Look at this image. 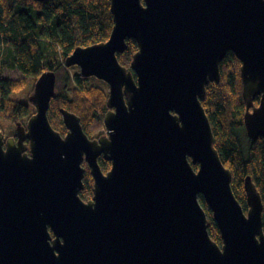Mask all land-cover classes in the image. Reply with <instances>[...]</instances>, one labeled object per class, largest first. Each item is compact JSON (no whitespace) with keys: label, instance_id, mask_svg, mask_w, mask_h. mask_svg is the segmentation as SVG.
Listing matches in <instances>:
<instances>
[{"label":"water","instance_id":"water-1","mask_svg":"<svg viewBox=\"0 0 264 264\" xmlns=\"http://www.w3.org/2000/svg\"><path fill=\"white\" fill-rule=\"evenodd\" d=\"M109 7L108 38L64 60L108 85L107 134L89 138L64 108L65 135L53 129L50 70L36 79L35 111L25 125L16 122L15 138L0 131V264H264L261 196L245 176L243 211L201 104L232 52L247 136H264V0H109ZM128 39L138 48L126 68L117 53ZM255 96L260 103L249 111ZM101 153L111 163L106 173ZM84 161L93 180L85 202Z\"/></svg>","mask_w":264,"mask_h":264},{"label":"trees","instance_id":"trees-1","mask_svg":"<svg viewBox=\"0 0 264 264\" xmlns=\"http://www.w3.org/2000/svg\"><path fill=\"white\" fill-rule=\"evenodd\" d=\"M112 24L109 0H0V69L10 63L23 75L37 78L46 67L54 70V66H63L59 60L50 59L56 46L63 51L61 56L65 59L77 46L105 41ZM137 48V43L128 39L126 49L117 53L119 63L128 68ZM239 65L240 61L228 52L220 62L219 81L206 85L201 104L220 159L231 170V187L242 209L247 210L243 187L245 176H251L261 196L264 232V137L253 141L246 139L245 147L239 137V132L244 131ZM66 77L69 79L68 73ZM73 78L70 94L51 98L47 113L49 122L53 129L64 134L66 128L59 108L67 109L80 118L87 136L95 138L96 129L101 125L95 111L98 109L102 116L105 114L107 94L99 88L85 87L86 81L92 77L81 76L78 69ZM16 85L0 77V119L9 122L28 115L25 105L11 101L9 97ZM98 162L102 169V160ZM83 166L84 187L80 195L86 200L87 195H91L93 180L85 162ZM200 203L206 211L208 233L212 240L220 244L221 238L212 213L202 197Z\"/></svg>","mask_w":264,"mask_h":264},{"label":"rangeland","instance_id":"rangeland-1","mask_svg":"<svg viewBox=\"0 0 264 264\" xmlns=\"http://www.w3.org/2000/svg\"><path fill=\"white\" fill-rule=\"evenodd\" d=\"M62 52L63 51L60 50L59 46H56L55 47V54L54 55L52 54L50 57L51 61H54L55 59H57V60H59V62L63 63L64 59H63V56H61ZM56 70L59 71V79H57V81H56V86H55V93L56 94L55 95H63L64 93L70 94L71 90H72V86H73L71 84L74 83L73 76L77 72V68L75 66H71V67H69L68 70H65V66L63 63V66H57V67L54 66V71H56ZM64 73H65V75H64ZM66 73L69 74V79L66 77ZM64 76H65V78H64ZM0 77L2 79L11 80L17 84L15 90L9 94V97L11 98V101L16 100V101L20 102V104L25 105L26 112H27L26 114H28L27 116L23 117V119H19L15 122H9V121H5L3 119H0V131L3 132L4 137L6 138L9 136H14L16 122H21L22 124L25 125L27 118L30 116V114H32L35 111L33 105L29 101V95L33 92V87H34V82L36 80V77H29V76L23 75L18 69L11 66L10 63H7L1 67ZM60 78H62V79L64 78V79L62 80ZM62 81H64V83L67 82V85H65ZM87 86L99 88L102 93H105L108 96V86L102 80H99L97 78L92 77L86 81L85 87H87ZM95 112H96V115L98 116V118L101 119V125H99L98 129H96L97 131L95 130L96 134L94 135V137H97V136L105 135L106 130H105V127H104L103 122H102V117H103L102 113L98 109ZM65 133H66V129H65L64 135H65ZM239 137L242 141L243 147H245L246 146V139H247L245 131L239 132ZM107 168H109V166L108 167H106V166L102 167V170H105ZM83 184H84V182H83ZM92 187H93V184H92ZM92 195H93V191H91V195H87L86 200H83V199L82 200L88 201L89 199L92 198Z\"/></svg>","mask_w":264,"mask_h":264},{"label":"flooded vegetation","instance_id":"flooded-vegetation-1","mask_svg":"<svg viewBox=\"0 0 264 264\" xmlns=\"http://www.w3.org/2000/svg\"><path fill=\"white\" fill-rule=\"evenodd\" d=\"M77 69H78V67L76 66V65H74ZM59 69V68H58ZM57 69V70H58ZM69 68H67V67H65V70H68ZM45 70H52V69H49V67H46L43 71H45ZM54 71V70H52V71H54V73H55V86H56V81H57V79H59V71ZM42 71V72H43ZM64 75H65V73H64ZM84 77V76H83ZM90 77H93V76H89V77H85V78H90ZM64 78H65V76H64ZM63 78V79H64ZM60 79H62V78H60ZM62 79V80H63ZM63 83H64V81H62ZM65 85H67V82H65L64 83ZM259 103H260V96H255L254 98H253V100H252V103H251V105L249 106V111H252L253 110V108L254 107H257L258 105H259ZM244 112H245V105H244ZM243 112V113H244ZM244 131H245V134H246V136H247V133H246V130H245V128H244ZM107 134V133H106ZM62 136H64V134L62 135ZM261 137H264V136H258V137H256L255 139H258V138H261ZM14 138H15V136H14ZM96 138V137H95ZM247 139H248V141H250V140H255V139H251V138H249L248 136H247ZM99 160H102V165L105 167H108L109 166V168H107V169H105L104 170V173H106L109 169H110V166H111V163H110V161L109 160H107V159H105L104 158V155L101 153L99 156H98V161ZM85 162V161H84ZM100 165V164H99ZM103 171V170H102Z\"/></svg>","mask_w":264,"mask_h":264},{"label":"bare ground","instance_id":"bare-ground-1","mask_svg":"<svg viewBox=\"0 0 264 264\" xmlns=\"http://www.w3.org/2000/svg\"><path fill=\"white\" fill-rule=\"evenodd\" d=\"M132 59V58H131ZM65 60V59H64ZM64 63V62H63ZM130 65V64H129ZM64 66H65V64H64ZM72 66H74V65H72ZM66 67V66H65ZM71 67V66H70ZM239 67H240V65H239ZM67 68H69V67H67ZM127 68V67H126ZM129 68V67H128ZM78 70H79V68H78ZM50 71H52V70H50ZM54 72V71H53ZM80 73V72H79ZM82 76V75H81ZM39 77V76H38ZM37 77V78H38ZM94 77V76H93ZM36 78V79H37ZM95 78V77H94ZM100 80V79H99ZM36 81V80H35ZM35 83V82H34ZM55 85V84H54ZM108 86V85H107ZM34 88V87H33ZM56 94V93H55ZM241 95H242V85H241ZM30 96V95H29ZM55 96V95H54ZM108 97V96H107ZM258 97V96H257ZM242 98H243V96H242ZM107 100V99H106ZM243 102H244V105H245V111H246V104H245V101H244V99H243ZM252 103V102H251ZM107 107V106H106ZM258 107V106H257ZM206 113V112H205ZM244 114V113H243ZM102 119H103V117H102ZM102 122H103V120H102ZM244 123V122H243ZM104 125V124H103ZM105 127V126H104ZM244 128H245V126H244ZM106 129V128H105ZM246 130V129H245ZM215 139V138H214ZM214 147L216 148V146H215V143H214ZM220 157V156H219ZM221 160V159H220ZM222 162V161H221ZM84 163V162H83ZM86 163V162H85ZM99 163V162H98ZM223 164V163H222ZM83 165V164H82ZM196 166V167H195ZM193 167L196 169L197 168V165H193ZM225 167V166H224ZM226 168V167H225ZM227 169H229V168H227ZM231 171V170H230ZM103 172H104V170H103ZM232 175V174H231ZM232 178V177H231ZM255 185V184H254ZM83 187H84V184H83ZM83 189V188H82ZM81 189V190H82ZM80 190V191H81ZM80 191H79V197L81 198V195H80ZM233 191V190H232ZM200 197L201 196H199V201H200ZM82 199V198H81ZM203 199V198H202ZM237 199V198H236ZM85 202V201H84ZM239 202V201H238ZM201 204V203H200ZM202 206V205H201ZM248 208V207H247ZM204 209V208H203ZM205 211V210H204ZM211 211V210H210ZM244 211V210H243ZM247 211V210H246ZM246 211H244L245 213H246ZM205 213H206V211H205ZM207 217V216H206ZM208 221V220H207ZM263 226V225H262Z\"/></svg>","mask_w":264,"mask_h":264},{"label":"built area","instance_id":"built-area-1","mask_svg":"<svg viewBox=\"0 0 264 264\" xmlns=\"http://www.w3.org/2000/svg\"><path fill=\"white\" fill-rule=\"evenodd\" d=\"M106 130V129H105Z\"/></svg>","mask_w":264,"mask_h":264}]
</instances>
